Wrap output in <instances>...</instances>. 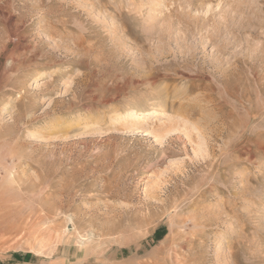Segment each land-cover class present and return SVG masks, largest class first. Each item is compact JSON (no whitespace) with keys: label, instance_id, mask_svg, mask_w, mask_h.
I'll use <instances>...</instances> for the list:
<instances>
[{"label":"rangeland","instance_id":"1","mask_svg":"<svg viewBox=\"0 0 264 264\" xmlns=\"http://www.w3.org/2000/svg\"><path fill=\"white\" fill-rule=\"evenodd\" d=\"M263 57L264 0H0V264H264Z\"/></svg>","mask_w":264,"mask_h":264},{"label":"bare ground","instance_id":"2","mask_svg":"<svg viewBox=\"0 0 264 264\" xmlns=\"http://www.w3.org/2000/svg\"><path fill=\"white\" fill-rule=\"evenodd\" d=\"M242 3V2H241ZM260 14V13H259ZM262 20V19H261ZM258 21V20H257ZM258 23V22H257ZM249 25V24H248ZM250 26V25H249ZM253 28V27H252ZM253 30V29H252ZM228 31V30H227ZM254 32V31H253ZM212 34V33H211ZM252 34V33H251ZM228 35V34H227ZM241 35V34H240ZM248 37V36H247ZM249 38V37H248ZM82 39V38H81ZM247 40V39H245ZM250 41V40H249ZM240 44V43H238ZM231 45V44H229ZM242 45V44H241ZM244 46V45H243ZM229 47V46H228ZM234 47V46H233ZM235 48V47H234ZM190 49V48H189ZM219 49V48H218ZM243 49V48H242ZM254 49V48H253ZM224 50V49H223ZM234 50V49H233ZM258 50V49H257ZM262 53V52H261ZM232 54V53H231ZM236 55V54H235ZM239 56V55H238ZM202 58V57H201ZM205 58V57H204ZM264 58V57H263ZM219 59V58H218ZM203 61V60H201ZM212 61V59L210 60ZM205 65V64H204ZM234 65V64H233ZM235 66V65H234ZM237 66V65H236ZM217 67V66H216ZM218 69V68H217ZM222 71V70H220ZM148 72V71H147ZM227 72H222L220 74V76L222 77V79H224V82H228V78L224 77V75H226ZM162 85V84H161ZM177 89V88H176ZM176 91V90H174ZM168 94V93H167ZM176 94V93H175ZM168 96V95H167ZM179 96V95H178ZM182 96V95H180ZM180 96L178 98H180ZM201 96V95H200ZM175 98V97H174ZM166 99V98H165ZM186 100V99H185ZM190 100V99H189ZM164 101V100H163ZM192 101V100H191ZM184 99H181L179 101H175L173 102L171 105H176L179 104V107L181 109L185 108V103H184ZM188 104V102L186 103V105ZM193 104V103H192ZM192 104L190 106H192ZM189 106V104H188ZM145 108V105H142L138 108H133V107H129L127 108L123 113L120 114V117L122 120H124L125 122H128L129 119H133L134 115H138L143 113V110ZM186 109V108H185ZM180 110V109H179ZM178 110V112H179ZM186 111V110H183ZM187 113V112H186ZM203 115V114H202ZM219 118V117H218ZM185 120V119H184ZM209 120V118H208ZM205 121V120H204ZM214 121V120H213ZM215 122V121H214ZM220 123V121H218ZM194 124L196 125V127L198 128L200 125L199 121H195ZM211 131V130H210ZM204 132V131H203ZM207 135V134H206ZM208 136V135H207ZM211 138V137H210ZM205 141V140H204ZM210 144V143H209ZM210 150V149H209ZM191 159V158H190ZM186 170V169H185ZM190 170V169H189ZM178 172V171H177ZM176 173V172H175ZM190 176V175H189ZM171 177V176H170ZM184 177V176H183ZM172 178V177H171ZM173 179V178H172ZM179 180V178H178ZM180 181V180H179ZM182 182V181H181ZM164 184V183H163ZM182 184V183H181ZM173 185V184H172ZM164 186V185H163ZM162 186V187H163ZM198 186V185H197ZM161 187V186H160ZM159 187V189H160ZM180 187V186H179ZM164 188V187H163ZM204 192V191H203ZM166 196V195H165ZM175 199V198H174ZM177 199V198H176ZM164 201V200H162ZM207 207V206H206ZM6 208V207H5ZM4 208V209H5ZM207 209V208H206ZM214 209V208H213ZM202 210V209H201ZM232 210V209H231ZM206 211V210H205ZM5 213V212H4ZM7 214V213H6ZM227 214V213H226ZM235 215V214H234ZM152 216V215H151ZM206 216V215H205ZM9 218V217H8ZM206 218V217H205ZM5 219V218H4ZM1 221V220H0ZM190 222H192L195 225H200L201 221L199 219L198 216H195L193 218H191L189 220ZM225 221V220H224ZM236 223V222H235ZM220 228V227H219ZM237 232V231H236ZM67 233V232H66ZM145 233V232H144ZM109 234V233H108ZM146 234V233H145ZM53 235V234H52ZM142 235V234H141ZM65 236V235H64ZM124 236V235H123ZM139 236V235H138ZM137 236V237H138ZM36 237V236H35ZM75 237V236H74ZM44 239V238H43ZM198 239V235L196 233H193L192 236H180L177 237V242L176 244H174V246H170L169 249L167 251H164L161 253V256L159 255L158 257L153 258L152 260L148 261V263L146 264H163L161 262V259H163V261L165 260H174V264H201L202 260L199 258H193V254L195 252H197V250H199L198 248H201L200 244L197 242ZM37 240V239H36ZM238 241V240H237ZM30 243V242H29ZM44 245V244H43ZM41 249V248H40ZM128 249V248H127ZM164 249V248H163ZM163 251V250H162ZM186 251V252H184ZM241 254V253H240ZM28 255V254H27ZM29 256V255H28ZM175 257V259H174ZM229 257V256H228ZM112 262V261H111ZM217 263V262H216ZM228 263V262H227ZM233 263V262H232Z\"/></svg>","mask_w":264,"mask_h":264}]
</instances>
